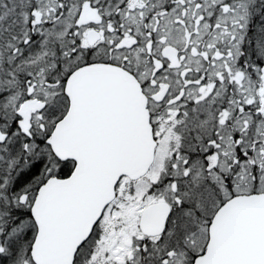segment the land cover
Segmentation results:
<instances>
[{"label": "snow or ice", "instance_id": "6c2138e0", "mask_svg": "<svg viewBox=\"0 0 264 264\" xmlns=\"http://www.w3.org/2000/svg\"><path fill=\"white\" fill-rule=\"evenodd\" d=\"M0 264H264V0H0Z\"/></svg>", "mask_w": 264, "mask_h": 264}]
</instances>
